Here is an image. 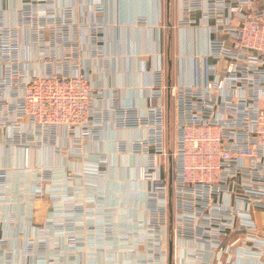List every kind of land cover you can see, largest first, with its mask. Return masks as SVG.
Wrapping results in <instances>:
<instances>
[{
    "label": "built area",
    "instance_id": "built-area-1",
    "mask_svg": "<svg viewBox=\"0 0 264 264\" xmlns=\"http://www.w3.org/2000/svg\"><path fill=\"white\" fill-rule=\"evenodd\" d=\"M103 12V4H95V18L86 21L74 4L20 0L17 24H11L0 11V146L21 148L23 168L36 170L32 151L44 142L57 148L61 129L77 149L97 138L114 112L116 127L147 131L132 143L135 154L147 158L139 177L151 183L146 223L132 232H145L141 264L262 258L264 226L254 215L264 212V0H182L180 25L207 33V50L190 57L192 82L167 84L164 68L156 70L145 115L131 106H97L101 94L78 40L88 34L93 54L104 56L106 24L97 17ZM107 162L101 158L86 174L105 177ZM37 169L33 196L53 194L54 168ZM10 171L17 172L0 166V182ZM5 200L0 192V203ZM76 226L71 219L54 224L69 246L77 242ZM36 240H28L26 253L49 238L40 229ZM0 264H15L7 238H0Z\"/></svg>",
    "mask_w": 264,
    "mask_h": 264
},
{
    "label": "crops",
    "instance_id": "crops-1",
    "mask_svg": "<svg viewBox=\"0 0 264 264\" xmlns=\"http://www.w3.org/2000/svg\"><path fill=\"white\" fill-rule=\"evenodd\" d=\"M57 1L59 6L76 5L78 18L86 21L95 18V4L104 6V12L97 14L106 24L104 56L93 54L88 34L78 40L85 68L101 94L97 100L101 109L131 106L145 115L156 70L164 68L167 84L192 82L190 57L207 50V33L180 25L182 0ZM19 5L20 0H0V11L6 12L11 24H17ZM169 109L170 121L172 103ZM114 122L112 112L98 137L86 139L77 149L74 138L61 129L57 148L44 142L32 151L34 166L55 170L57 190L41 198H35L31 189L39 170L23 168L21 148L0 146V166L17 171H10L8 180L0 182V192L6 198L0 203V238L10 240L15 264H141L146 256L142 244L145 232L133 233L146 223L151 183L139 177V168L147 164V158L135 154L132 143L145 138L147 131L116 127ZM104 157L108 161L105 177L86 174ZM66 173H71V182L64 181ZM254 216L263 227L264 212L257 211ZM66 219L77 223V242L72 246L54 228ZM108 227L113 231H107ZM40 229L48 236V244L26 253L28 240L37 241ZM250 247L257 250L252 244ZM180 261L182 264L188 258ZM231 264H264V256L239 255Z\"/></svg>",
    "mask_w": 264,
    "mask_h": 264
},
{
    "label": "rangeland",
    "instance_id": "rangeland-1",
    "mask_svg": "<svg viewBox=\"0 0 264 264\" xmlns=\"http://www.w3.org/2000/svg\"><path fill=\"white\" fill-rule=\"evenodd\" d=\"M170 140H171V143H173V138H174V114H173V105H172V110H171V113H170ZM172 147V144L171 146Z\"/></svg>",
    "mask_w": 264,
    "mask_h": 264
}]
</instances>
